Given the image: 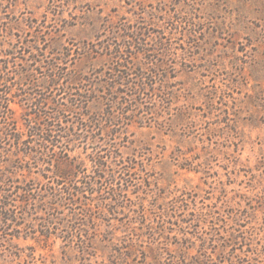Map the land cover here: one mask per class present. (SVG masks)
Returning <instances> with one entry per match:
<instances>
[{
	"label": "rangeland",
	"instance_id": "374dc122",
	"mask_svg": "<svg viewBox=\"0 0 264 264\" xmlns=\"http://www.w3.org/2000/svg\"><path fill=\"white\" fill-rule=\"evenodd\" d=\"M139 1L147 4L140 21L150 32L149 46L162 38L170 48L164 60L167 69L161 72L169 78L166 117L172 131L161 132L156 125L131 126L123 148L126 156L143 155L138 160L139 167L145 164L144 171L136 178L143 181L150 177L151 187L143 186L139 194L135 187L129 189L126 205L135 202L125 209L129 219L121 211L114 213L120 239L104 248L97 244L96 256L85 259L77 249L66 252L61 241L49 250L43 249V242L39 245L0 232L4 244L0 246V264H32L26 249L30 245L37 247L36 264H178L181 247L191 255H200L203 237L209 244L206 254L219 262L218 251L234 231L245 233L248 240L225 249L233 260L226 263L264 264V0ZM107 2L109 7H118L121 15L127 14L124 0H0V21L15 27L18 23L29 28L34 25L33 32L41 31L40 40L46 39L49 48L75 50L95 40L110 12ZM16 28L13 38L20 35ZM9 35L3 26L0 58L16 40ZM19 56L17 60L24 63V57ZM12 107L20 114L18 105ZM182 113L187 115L185 121L178 119ZM186 159L194 160V165L204 162L197 165L202 172L181 169L190 166ZM183 191L187 202H176ZM156 205L165 206L167 218ZM97 206L92 207L98 214ZM144 211L150 214L155 229L165 230L159 242L164 251L161 261L156 259V245L150 246L149 239L138 238L127 228L149 231L138 216ZM195 212H203L204 220L193 219ZM214 236L218 245L212 243ZM11 239L25 251L22 257L10 251L15 250ZM134 242L144 243V253H135ZM203 252L200 257L206 260Z\"/></svg>",
	"mask_w": 264,
	"mask_h": 264
},
{
	"label": "trees",
	"instance_id": "16d2710c",
	"mask_svg": "<svg viewBox=\"0 0 264 264\" xmlns=\"http://www.w3.org/2000/svg\"><path fill=\"white\" fill-rule=\"evenodd\" d=\"M124 1L127 14L121 15L118 7H109L107 2L110 12L95 40L75 50L49 48L46 39L40 40L44 34L33 32L34 25L29 28L18 23L16 28L0 21V30L6 26L9 36L16 39L0 58V232L39 245L43 242V249L49 250L61 241L66 252L77 249L87 259L97 255V244L104 248L120 239L114 213L121 211L129 219L125 209L135 204L131 200L126 205L129 189L135 187L139 194L143 186L151 187L150 177L143 181L136 178L144 171L145 164L139 167L138 160L143 155L126 156L123 148L131 126L156 125L161 132L172 131L166 117L169 78L161 72L167 69L164 60L170 48L162 38L149 46L150 32L140 21L147 4ZM11 27L19 30L16 38ZM19 55L24 63L17 60ZM12 104L20 107V114ZM95 106L99 109L93 110ZM187 115L178 114V119L185 121L190 113ZM81 146L82 151L77 152ZM204 149L209 150L207 146ZM186 160L191 161L190 166L181 169L202 172L197 165L204 162L194 165V160ZM168 179L172 181V176ZM186 194L183 191L176 196V202H187ZM140 205L144 206V201ZM155 207L168 217L164 205ZM202 215L192 213L198 222L204 220ZM138 216L149 231L127 228L138 238L149 239L150 246L156 245V259L161 261L164 251L159 242L165 230L155 229L146 211ZM13 239L9 243L15 250L10 251L22 257L25 251ZM214 239L212 243L218 245ZM247 240L245 233L231 232L218 251L219 262H213L206 254L208 239L203 237L199 252L203 255L205 251L207 259L181 247L178 264H227L233 260L225 249L247 244ZM136 243L131 246L138 254L144 243ZM26 249L31 263L36 264L37 247Z\"/></svg>",
	"mask_w": 264,
	"mask_h": 264
}]
</instances>
